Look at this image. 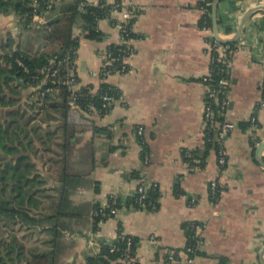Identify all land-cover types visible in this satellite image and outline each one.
Returning <instances> with one entry per match:
<instances>
[{"label": "crops", "instance_id": "1", "mask_svg": "<svg viewBox=\"0 0 264 264\" xmlns=\"http://www.w3.org/2000/svg\"><path fill=\"white\" fill-rule=\"evenodd\" d=\"M100 1L87 0L93 5ZM129 1L141 10L134 24L139 37L132 40L136 51L130 70L104 80L116 86L121 97L104 115L95 108L73 111L78 142L71 170L79 174L81 183L72 189L70 201L79 210L62 218L65 226L55 263L86 264L87 257L99 253L104 243L116 240L122 225L126 233L140 239V264H262L264 165L259 157L264 160V150L258 154L257 149L264 141V0L219 4L222 36H235L250 13L238 40L231 42L239 47L231 53L232 85L225 116L236 127L224 143L227 163L223 168L212 150L204 166L192 169L183 150L199 149L203 154V78L212 68L211 33L203 27L199 0ZM63 4L57 5L56 13ZM50 16L49 12L36 15L32 25L24 27L15 14H0V56L55 50L57 43L46 39ZM98 25L97 39L85 37L81 22L74 30L80 38V84H92L94 91L103 82L93 74L102 67L103 53L121 42L119 24L105 18ZM211 27L216 34L213 23ZM254 115L256 127L250 121ZM138 127L144 129L142 137ZM60 169L58 165V173ZM134 171L159 187L156 211L128 205L137 186L130 178ZM213 180L221 186L217 201L211 194ZM60 186L58 178V190ZM112 192L126 203L117 216L98 224L93 210L97 204H106ZM190 221L204 225L201 253L192 263L185 250L184 224ZM176 250V261L169 262Z\"/></svg>", "mask_w": 264, "mask_h": 264}, {"label": "trees", "instance_id": "2", "mask_svg": "<svg viewBox=\"0 0 264 264\" xmlns=\"http://www.w3.org/2000/svg\"><path fill=\"white\" fill-rule=\"evenodd\" d=\"M65 2L59 13L57 5ZM116 2L101 0L98 4L93 5L87 0H57L49 2V0H0V14H15L18 18L20 26L28 27L33 23L36 15H45L48 12L51 16L46 24L49 32L46 39L52 43H57V48L53 51L30 54L28 52L13 53L11 60V69H7L5 65L0 63V264H56V254L61 249V236L64 228L62 218L70 216L73 211L79 210V207H73L70 201L72 189L81 183L78 173L72 172L71 159L75 152L76 139V122L73 121L74 103L80 104L79 110L90 112L94 108L100 114L103 112V104L105 103L104 94L111 95L114 98V104L122 93L114 85L103 80L99 89L94 91L92 84L79 86L76 91L77 96L73 98L74 88L69 85H60L55 83L53 78L47 79L46 69L51 64V59L58 55L62 57L67 53L74 55L78 50L80 38L75 35L74 30L76 24L81 22L84 35L88 39H97L100 37L99 21L109 18L112 21V10ZM56 13V14H55ZM208 24L212 25V15L206 14ZM136 19H132L127 25L130 31L128 38L135 39L139 37L134 31ZM112 51L120 48L118 44H112L109 47ZM218 65L225 64L221 62L212 65L211 83L216 84L221 78L227 77V71L218 69ZM227 69V67L225 66ZM8 71L17 75L25 81V85L17 83L14 78L8 75ZM100 79V78H99ZM232 85V77L230 74ZM35 88L33 94L29 96V104L20 103V92L18 88ZM231 87V86H230ZM264 92V85H263ZM36 96V97H35ZM35 97V98H34ZM264 98V97H263ZM28 107L33 114H45L57 112L60 113L62 129V138L58 142L60 147L59 157L51 159L60 166L58 174L61 186L58 190L59 194L50 203V212L36 213L42 208V201L38 194L43 190L46 180L44 174L37 167V163L33 161L32 154L38 153L35 145V137L41 139L42 144H46V137L54 135V131L45 132L43 135L37 125H32L35 115H29ZM229 107V106H228ZM227 107V108H228ZM102 111V112H101ZM53 118H56L53 116ZM223 120L221 115H217L216 121ZM96 131L102 130L94 127ZM35 134V135H34ZM49 138V137H48ZM215 131L210 132L205 137L203 154L201 150H183L184 160L189 163L190 168L195 166H204L208 154L213 150L218 154ZM50 139V138H49ZM142 142H144L142 140ZM145 146V150H147ZM50 150V147H46ZM36 152V153H35ZM146 153L143 157H146ZM139 171H134L130 178L137 181L136 189L142 181ZM135 194L129 200L128 205L138 209H146L156 211L160 207L161 192L159 187H152L148 191V198L145 200L146 207L136 203ZM153 202L154 205L148 204ZM123 203L122 196L118 198V207ZM97 204L93 210L96 223L115 217L108 213L107 217L102 214L97 215L96 212L102 207ZM43 214V215H42ZM13 223L20 224L23 228L32 229L42 228L48 234L49 239L43 241V245L48 247L47 250L27 246L18 235L10 231V235L6 236L8 226ZM201 225L199 221H190L184 224V229L188 237L185 247L193 248V252H188L189 257L194 258L200 254L202 236L197 234L195 226ZM8 231V230H7ZM118 235H124L116 238L112 243H104L99 253L88 256L86 264H121V255L124 250L128 238L133 243L134 251H137L140 239L137 236L126 233L123 226L120 225Z\"/></svg>", "mask_w": 264, "mask_h": 264}, {"label": "built area", "instance_id": "3", "mask_svg": "<svg viewBox=\"0 0 264 264\" xmlns=\"http://www.w3.org/2000/svg\"><path fill=\"white\" fill-rule=\"evenodd\" d=\"M57 0H49V2H56ZM110 2H116L112 10L113 22L119 24L121 29V42L118 44L119 49L112 51L108 48L103 53V63L102 67L95 71L93 74L101 80L107 79L113 74H123L130 70V59L135 54V47L132 44V39L128 38L130 31L127 28V25L132 19H137L141 10L136 5L132 4L129 0H108ZM214 0H199L198 9L202 14V23L205 30H209L211 33V64L221 62L225 64L218 65V69L227 71V77L221 78L216 84L211 83L212 70L210 73L204 76L203 81L206 84V93L204 101V110H203V121H204V135L205 137L212 131L216 133V143L219 147L218 157L219 165L223 168L227 163L226 153H225V140L235 127L236 124L228 120L225 116L227 107L229 106V93H230V74L232 73V63H231V53L238 49L239 45L234 43H222L216 36L215 32L212 30L211 25L208 24V18L206 14L212 15V6ZM47 79L53 78L55 83L60 85H69L74 88L75 93L73 98L77 96V90L80 86V79L78 75V50H75L74 55L67 52L63 58L58 55L54 56L51 59V64L46 69ZM212 81V80H211ZM105 103L103 104V112L109 113L114 106V98L111 95H103ZM74 108L80 109V104L74 103ZM102 112V111H101ZM221 115L223 120L217 124L216 117ZM251 123L256 127L257 118L252 116ZM137 134L142 137L144 134L143 127H138ZM148 155L145 159L148 161ZM152 187H158L157 184L153 183L149 179L143 178L136 189V203L142 205L143 207L147 206L145 200L148 198V191ZM212 199L217 201L220 192L221 186L218 180H213L210 183ZM135 194V193H134ZM120 195L117 192H112L109 196L108 202L104 204L96 214H102V216L107 217L108 213L112 215H118L124 203L121 207H118V198ZM148 204L154 205L151 201ZM197 234H200V231L203 230L204 225H197L194 227ZM124 235H118L117 238ZM152 242H156V239L153 238ZM187 251L193 252V248L188 247ZM179 251H174L170 253L169 262L176 261V257ZM193 258H190L189 262L192 263ZM121 264H140V258L137 251L133 249V243L130 238H128L127 244L122 251L121 255Z\"/></svg>", "mask_w": 264, "mask_h": 264}, {"label": "rangeland", "instance_id": "4", "mask_svg": "<svg viewBox=\"0 0 264 264\" xmlns=\"http://www.w3.org/2000/svg\"><path fill=\"white\" fill-rule=\"evenodd\" d=\"M51 44V43H50ZM7 46H9V43H6ZM6 50H8L6 48ZM4 50V51H6ZM9 51V50H8ZM44 52H49L48 50H43ZM7 54L0 56V63L2 65L7 66V69H11V60L13 57V53L6 52ZM42 53V52H40ZM23 86V85H22ZM31 93L27 88H18V92H20V98L22 99L20 103L24 104V108L27 109L26 104H29V96L33 94L34 87L31 88ZM36 97V96H35ZM34 97V98H35ZM29 115H26V117H29L30 115L33 116V111L28 107ZM55 116L56 118H53ZM35 119L32 122V125H37L39 128L41 126V133L45 135V132L49 131H56L54 135L47 136L46 137V144H42L41 139H38L35 137V145L38 148L37 154H32L33 161L37 163V167L43 173L44 179L46 180V184L43 187V190L41 189V192L38 194V197L43 202L42 208L38 212H36L38 215L40 213H48L50 212V203H52L53 199L58 196V170H57V163L52 161L51 159H57L59 157L58 153L60 152V147L58 146V142L60 141V136L62 135V129L60 128L61 124V117L60 113L57 112H51L48 113V116L45 114H36ZM45 123L46 126L43 124ZM35 135V134H34ZM50 139H49V138ZM46 147H50V150H46ZM36 153V152H35ZM46 169V170H45ZM43 215V214H42ZM8 230V231H7ZM6 230V236L8 237L10 235V231L14 232L16 235H18L21 239L24 240V242L27 243V246L32 248L36 247L43 250H47L48 247L46 245H43V241H46L49 239V235L44 229L42 228H33L27 229L23 228L19 223H13L11 226H8Z\"/></svg>", "mask_w": 264, "mask_h": 264}, {"label": "water", "instance_id": "5", "mask_svg": "<svg viewBox=\"0 0 264 264\" xmlns=\"http://www.w3.org/2000/svg\"><path fill=\"white\" fill-rule=\"evenodd\" d=\"M222 0H214L213 1V6H212V19H213V24H214V28L216 31V36L217 38L222 42V43H231V42H235L238 40L241 31H242V26L244 25V21L245 18L250 14L248 13L246 15V17L243 19L242 23H241V28L238 31V33H236L235 36H222L219 32V22H218V10H219V4L221 3ZM8 75L11 76L12 78H14L16 80L17 83L21 84V85H25V81L20 79L17 75L12 74L11 72L8 71ZM264 150V141L259 145L258 149H257V153L261 154V152ZM259 161H261V163L264 165V160L262 158L259 157ZM261 263L264 264V250H263V256L261 257Z\"/></svg>", "mask_w": 264, "mask_h": 264}]
</instances>
